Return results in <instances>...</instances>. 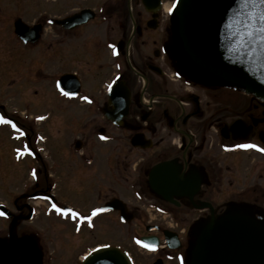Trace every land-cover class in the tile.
<instances>
[{
  "label": "flooded vegetation",
  "instance_id": "obj_1",
  "mask_svg": "<svg viewBox=\"0 0 264 264\" xmlns=\"http://www.w3.org/2000/svg\"><path fill=\"white\" fill-rule=\"evenodd\" d=\"M0 2V20L4 26L7 22L9 35L22 48L31 50L44 35L52 33L58 39L65 68L70 67L68 63H78L80 52L88 54L93 67L104 59L109 63L111 75L97 91L83 87V77L78 74L81 68L65 71L63 74L72 73L77 78L75 84L64 87L60 97L64 102L94 109L95 116L101 119L91 135L107 137L102 142L110 147L105 175L114 180V186L122 188L112 198L122 200L119 196L128 190L145 213L169 216L176 223L177 213L196 214L187 228L186 244H182L177 230L139 220L144 232L137 237L132 234L130 242L137 252L152 255L151 264H187L200 228L212 217L239 213L264 227V151L260 150L264 149V110H258L259 106L264 108V101L192 64L177 36L176 0ZM36 36L38 40L32 42ZM111 87L114 98L110 102L107 92ZM75 88L78 94H68L67 90ZM244 100L251 104L248 110L244 109ZM230 106L235 110L232 118L228 114ZM80 146L82 149L81 141ZM77 154L85 167H94L93 158L86 159L81 151ZM159 166L160 171L152 178L153 170ZM151 181L174 202L164 201ZM212 182L221 184L215 187L219 194L234 200L220 206L204 200L211 195ZM51 192L49 186L43 193L27 196L49 203L46 218L68 209L73 235L81 232L83 224L91 225L87 231L96 230L101 215L97 210L108 202L99 203V188L98 194L95 190L96 204L87 209L79 200L75 205L71 201L62 204ZM123 203L124 215L134 220L131 207ZM15 210L9 218V244L0 254V264H53L51 256H45L29 239L12 238L16 224L31 223L37 214L27 204ZM105 215H115L118 222L130 227L131 221L120 220L119 211L111 210ZM149 236L159 240L156 249L142 242ZM111 246H118L136 264L131 250ZM90 249L72 264H79Z\"/></svg>",
  "mask_w": 264,
  "mask_h": 264
},
{
  "label": "rangeland",
  "instance_id": "obj_2",
  "mask_svg": "<svg viewBox=\"0 0 264 264\" xmlns=\"http://www.w3.org/2000/svg\"><path fill=\"white\" fill-rule=\"evenodd\" d=\"M7 29V22L4 26L0 20V117H3L0 120V205L11 214H15L16 206L25 204L37 212L31 223L23 221L15 225L12 238H33L42 253L51 256L53 264H72L86 249L107 243L131 250L136 264H151L152 255L137 252L130 242L132 234L137 237L144 232L145 223L177 230L182 244H186L187 228L196 214L191 211L177 213L176 223L169 216L162 217L153 211L145 213L128 190L119 197L134 214L130 227L123 226L115 215H104L98 219L94 232L83 228L78 235L72 234L68 216L44 217L49 206L45 199H29L27 195L43 193L50 186L51 193L62 204L71 201L75 205L79 200L87 209L96 204L93 202L95 190L97 194L101 192L100 204L121 191L122 188L114 186V180L105 175L109 144H102V140L91 135L101 119L88 106L64 102L54 90L58 77L75 67L81 68H77L81 73L77 72L83 77V87L93 91L100 90L111 71L107 69L110 65L105 59L99 62L102 66L97 63L100 70L96 71L97 66L93 67L88 54L83 52H80L82 55L77 64L68 63L70 67L65 68L58 39L52 33L44 35L33 49L27 50L9 35ZM250 106L249 101L244 100V109L248 110ZM258 110L264 108L259 106ZM234 112L230 106L228 114L231 118ZM11 119L16 123L13 124L15 127L7 125ZM76 141L82 142L84 157L94 159L93 168L85 167L80 161L81 157L73 148ZM217 186L221 184L212 182L211 195L204 200L213 206L234 200L219 194L215 190ZM9 230L10 220L0 217V239H7Z\"/></svg>",
  "mask_w": 264,
  "mask_h": 264
},
{
  "label": "water",
  "instance_id": "obj_3",
  "mask_svg": "<svg viewBox=\"0 0 264 264\" xmlns=\"http://www.w3.org/2000/svg\"><path fill=\"white\" fill-rule=\"evenodd\" d=\"M262 15L261 0H179L177 36L199 69L264 99ZM73 83L72 75L62 76L58 82L65 88ZM109 94L111 102L113 90ZM0 211L10 215L3 207ZM7 245L8 241L0 239V253ZM83 264L131 263L118 249L104 247L96 249ZM189 264H264V229L239 213L212 217L196 236Z\"/></svg>",
  "mask_w": 264,
  "mask_h": 264
},
{
  "label": "snow or ice",
  "instance_id": "obj_4",
  "mask_svg": "<svg viewBox=\"0 0 264 264\" xmlns=\"http://www.w3.org/2000/svg\"><path fill=\"white\" fill-rule=\"evenodd\" d=\"M261 2L262 3H264V0H261ZM245 3H254V0H245ZM260 19L261 20H264V15H262L261 17H260ZM244 27L245 28H248V25L247 24H245L244 25ZM262 30H264V29H262ZM67 94V93H66ZM3 119V117H0V120H2ZM13 127H15V125H13ZM242 147H257L256 145H241ZM261 151H264V149H260Z\"/></svg>",
  "mask_w": 264,
  "mask_h": 264
},
{
  "label": "bare ground",
  "instance_id": "obj_5",
  "mask_svg": "<svg viewBox=\"0 0 264 264\" xmlns=\"http://www.w3.org/2000/svg\"><path fill=\"white\" fill-rule=\"evenodd\" d=\"M27 239H29L30 240V242H33L34 244H36L35 243V240L33 239V238H31V237H29L28 236V238ZM196 240V239H195ZM195 242V241H194ZM194 242H193V245L191 246V248H190V251H189V256H188V264L190 263V253H191V251H192V248H193V246H194Z\"/></svg>",
  "mask_w": 264,
  "mask_h": 264
}]
</instances>
